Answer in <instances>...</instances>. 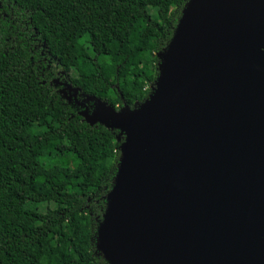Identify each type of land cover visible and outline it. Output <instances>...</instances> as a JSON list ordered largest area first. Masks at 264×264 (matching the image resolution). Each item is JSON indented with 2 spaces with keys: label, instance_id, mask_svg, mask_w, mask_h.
<instances>
[{
  "label": "water",
  "instance_id": "95a60500",
  "mask_svg": "<svg viewBox=\"0 0 264 264\" xmlns=\"http://www.w3.org/2000/svg\"><path fill=\"white\" fill-rule=\"evenodd\" d=\"M142 103L95 100L120 129L97 235L112 264H264V0H189Z\"/></svg>",
  "mask_w": 264,
  "mask_h": 264
},
{
  "label": "trees",
  "instance_id": "16d2710c",
  "mask_svg": "<svg viewBox=\"0 0 264 264\" xmlns=\"http://www.w3.org/2000/svg\"><path fill=\"white\" fill-rule=\"evenodd\" d=\"M188 1L0 0V264H112L97 235L120 129L87 123L52 80L62 71L90 111L97 99L133 109Z\"/></svg>",
  "mask_w": 264,
  "mask_h": 264
},
{
  "label": "rangeland",
  "instance_id": "374dc122",
  "mask_svg": "<svg viewBox=\"0 0 264 264\" xmlns=\"http://www.w3.org/2000/svg\"><path fill=\"white\" fill-rule=\"evenodd\" d=\"M89 88L93 91V90H97V89H99L100 88V85L99 84H97V82H90L89 83ZM65 160V163H66V165H69V166H72L73 165V163H74V158L71 156V157H69V158H66V159H64ZM59 161H61V159L59 160Z\"/></svg>",
  "mask_w": 264,
  "mask_h": 264
},
{
  "label": "flooded vegetation",
  "instance_id": "af4514ba",
  "mask_svg": "<svg viewBox=\"0 0 264 264\" xmlns=\"http://www.w3.org/2000/svg\"><path fill=\"white\" fill-rule=\"evenodd\" d=\"M65 78L62 77V71H56V74L52 80V82H54V84H56V86L61 89L60 85H65L63 84V82H65Z\"/></svg>",
  "mask_w": 264,
  "mask_h": 264
}]
</instances>
